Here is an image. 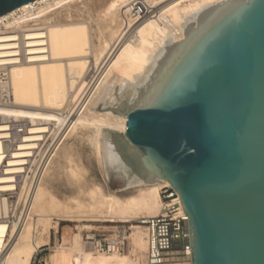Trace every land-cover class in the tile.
Listing matches in <instances>:
<instances>
[{"label": "water", "instance_id": "water-1", "mask_svg": "<svg viewBox=\"0 0 264 264\" xmlns=\"http://www.w3.org/2000/svg\"><path fill=\"white\" fill-rule=\"evenodd\" d=\"M33 1L0 0V17ZM183 20L123 136L102 129L104 174L125 171L124 189L171 186L191 264H264V0H222Z\"/></svg>", "mask_w": 264, "mask_h": 264}, {"label": "bare ground", "instance_id": "bare-ground-1", "mask_svg": "<svg viewBox=\"0 0 264 264\" xmlns=\"http://www.w3.org/2000/svg\"><path fill=\"white\" fill-rule=\"evenodd\" d=\"M74 1L76 0L29 2L18 7L20 15L5 25L6 30L9 31L25 29V47L29 56L25 63L13 66L10 71L13 105L0 108V116L2 120L7 116L25 118L32 127L25 134L24 141L18 144V149L5 157L4 161L7 164L0 168V193L12 189L14 175L22 173L20 165L25 163L26 166L32 151L39 148L37 142L44 138V133L49 132V125H66L68 134L74 124L83 129L91 120H101L108 122L106 130L110 132L116 130L124 134L127 115L123 116L118 112H116L117 115H102L95 110V107L104 108L106 97H108L113 99L112 107L116 109L114 107L121 93L119 92L118 96L113 98L111 92L115 83L120 85V89L129 86L135 90L133 105L167 53L162 48V43L167 39H171L172 42L184 39L183 29L179 25L184 23V15L190 17L193 10H201L203 6L222 0H165L159 3V0H145L150 10L141 15L132 14L135 9H131L130 3L133 0L108 1L100 9L99 17L109 33V45L105 51L91 49L93 69L88 65L89 50L86 48L88 44L90 49L91 39L88 36L87 23H65L36 28L26 26L27 20L32 19L33 16H36L33 18L36 19L34 22L53 18L60 9ZM15 10L1 16L0 19L12 15ZM12 38L14 37H9V39ZM9 39L5 38V41ZM98 42L101 45L100 39ZM145 72L148 73L146 83L143 77ZM80 85H83L81 86L83 94H79L80 106L76 111L74 110L75 112L71 111L72 113L64 119V122L63 109L67 103L71 102ZM5 131V125L0 124V140L5 136ZM59 146L50 156L41 180L34 186L25 219L15 220L12 226H8L6 218H2L8 205L4 204V200H0L3 203V206L0 204V264H29L32 255L45 242L43 239L29 236V233L34 235L37 233L38 226L45 229L52 221L51 215H40L45 207L56 208L43 188V180L50 179L55 169L58 170L60 167L54 163L57 154L64 149V147L58 149ZM62 158L69 161V154L63 152ZM1 161H3L2 155H0V163ZM69 175L70 173L67 176ZM71 176L75 178L73 174ZM165 184L169 185L168 183L141 185L142 188L138 190L136 196L123 200L103 196L99 193V189H96L94 194H90L89 212L101 216L99 218L107 216L112 219L135 217L138 212L146 215L159 214L158 187ZM73 201L64 206L62 218L68 217L72 209H82L80 208L82 206L75 207V200ZM80 213L82 212H79V215ZM133 234L138 237L139 244L144 243L143 228L135 226ZM89 259H86L85 264H125L123 260H116V257L100 258L93 263ZM129 264L138 263L133 259L129 260Z\"/></svg>", "mask_w": 264, "mask_h": 264}, {"label": "rangeland", "instance_id": "rangeland-1", "mask_svg": "<svg viewBox=\"0 0 264 264\" xmlns=\"http://www.w3.org/2000/svg\"><path fill=\"white\" fill-rule=\"evenodd\" d=\"M108 1L110 0H76L69 3L67 7L60 9L59 12L54 14L53 18L50 17L45 20L42 19L40 22H34L36 19L33 18L36 16L31 17L32 19L27 20L26 23L28 24L26 26L36 28L65 23H87L88 28H86L88 29V36L91 39L90 49L88 48V44L86 48L89 50L87 52L89 55L88 65L93 69L91 49L92 51L98 49L105 51L109 45V33L105 30L104 22L99 17L100 9ZM162 1L164 2L165 0H159L158 3ZM99 39L103 44H99ZM146 73L143 76L145 83L147 82L148 76V73ZM125 84L128 85L127 81H125ZM81 86L83 85L77 88L71 102L67 103L63 109L64 122V119L69 117V114L75 112L80 106V95L83 94V87ZM119 92L121 95L117 105L114 107L116 109L112 107L113 99L106 97L105 107H95V110L102 115H117L116 112H118L123 116L133 111L134 109L131 107L135 99L134 96L136 95L135 90L129 86L120 89V85L115 83L111 92L113 98L117 97ZM107 95L110 96V94ZM77 103L79 104L78 106ZM73 105L76 106L73 107ZM59 121L61 123V120ZM107 123L101 120H91L87 127L83 129L74 124L68 134L66 125H62V127L56 124L55 128L53 130L51 129L53 135L59 131V137L61 138L63 136L58 149L64 147L54 159V163L60 166L59 169H55V173L50 179L43 180V188L51 197V201L56 208L51 209L50 207H45L40 215H51L52 221L45 229L38 226L36 229L37 233H34V235L29 233L31 237L34 236L45 241L38 248V256H35L34 253L29 264H85L86 259L89 258L93 263L95 262L94 260L103 257H112L92 253L89 248V240L92 236L96 239L107 240L124 237L122 251L119 255L115 256L116 260H123L125 264H129V260L134 259L138 264H145L146 243L144 240L145 244H139L138 237L133 234L134 227L139 226L138 221L141 218L151 217L157 213L146 215L143 212H138L135 217L130 216L123 219H112L107 218V216L105 218H99L101 216L89 212L88 205L91 202L89 200L90 194H94L96 189H99V193L103 196L123 200L136 196L138 190L142 188L141 185H137L124 189L128 185V176L121 169L109 170L105 177L101 154V137L99 138V134L102 133V129H106ZM114 133L123 136L120 131L115 130ZM63 152L69 154V161L62 158ZM69 173L70 175L67 176ZM72 174L75 178H72ZM73 200H75V207L82 206L80 207L82 209H72V213L68 217L62 218L64 206L74 202ZM79 212L82 213L79 215Z\"/></svg>", "mask_w": 264, "mask_h": 264}, {"label": "built area", "instance_id": "built-area-1", "mask_svg": "<svg viewBox=\"0 0 264 264\" xmlns=\"http://www.w3.org/2000/svg\"><path fill=\"white\" fill-rule=\"evenodd\" d=\"M131 3V9H135L133 12L131 10L132 14L139 13L141 15V13L150 10L145 0H133ZM19 15L20 11L16 8L12 15L0 19V108L13 105L10 71L13 66L25 63L29 56L25 47V29L9 31L5 28L8 22ZM10 36L14 38L9 39ZM5 38L9 41H5ZM0 124L6 127L5 136L0 140V155L3 156L0 168L2 169L7 164L4 161L5 157L18 149V144L24 141L25 134L28 133L32 125L27 119L14 116H7L4 120L0 116ZM54 128V125L48 126L49 132L44 133V138L37 142L39 148L32 151L26 166L25 163L20 165L22 173L14 175L12 189L0 193L2 194L0 200H4V204L8 205L2 216V218H6L8 226H12L11 224L15 220L25 219L34 186L41 180L50 156L62 141L59 134H52ZM158 196L160 200L159 214L144 217L138 221V225L143 228L145 233V264H191L188 221L182 211L179 198L176 192L166 184L159 187ZM0 204L3 206V203L0 202ZM124 240V237L107 240L96 239L92 236L89 240V248L94 254L115 257L122 251ZM38 254L37 249L35 256Z\"/></svg>", "mask_w": 264, "mask_h": 264}]
</instances>
